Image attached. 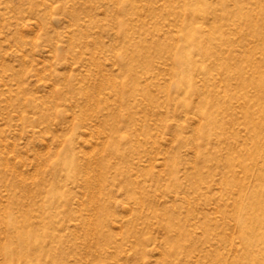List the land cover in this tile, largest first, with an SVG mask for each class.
<instances>
[{
	"label": "rangeland",
	"instance_id": "rangeland-1",
	"mask_svg": "<svg viewBox=\"0 0 264 264\" xmlns=\"http://www.w3.org/2000/svg\"><path fill=\"white\" fill-rule=\"evenodd\" d=\"M261 69L264 0H0V264H264L222 182L254 183Z\"/></svg>",
	"mask_w": 264,
	"mask_h": 264
},
{
	"label": "bare ground",
	"instance_id": "bare-ground-1",
	"mask_svg": "<svg viewBox=\"0 0 264 264\" xmlns=\"http://www.w3.org/2000/svg\"><path fill=\"white\" fill-rule=\"evenodd\" d=\"M182 1L184 3H188L189 5H193L195 11H201L202 4L204 5L207 0ZM200 33L201 29L199 25L196 24L190 27L182 26L180 29H178V33L176 34V36L185 39V42L187 41L189 46L196 48L198 46L200 47L201 44L195 42L194 38ZM180 51L181 50H178V53H180ZM117 56L119 58L121 57L120 54H117ZM176 65H179V62H176ZM262 70L264 69H261L260 71ZM185 77L186 76L184 75L181 77L179 76L177 78L176 84L180 85L181 87L187 88V91L198 90L199 85H196L192 80H190V78ZM245 81H248L251 87L254 88L257 85L260 87L264 86L259 80H248V78L246 77L241 79V83ZM245 96L246 95H244V97ZM255 97L256 99H264V91H261L260 94L259 91H257L252 95V98L255 99ZM213 104V101L205 100V102H202V104L198 105L197 107V114L205 120L204 125L206 126H209L210 124L221 123L222 121H224L223 118L220 119L219 115L214 113L215 111L212 109ZM244 108L245 109L243 110V113L245 112V115L249 117L248 120H245L244 125L245 128L250 132L251 136L249 137V139L256 151H247L246 157L249 159V161L247 163H244L243 165L240 164L239 172H241L244 176H252L254 178V183L253 185L248 186L247 184H245L244 178L235 177L236 174L234 172L231 178L224 179V181L222 182H224L225 184L234 185L237 188L236 190L238 192V197L235 199V206L237 210L235 224L239 230L237 238L243 245H245L240 252L241 255L239 256V259L246 257H249L250 259H257V255L264 254V148L261 147V143L259 140L260 136L257 129L260 126V122L254 121L255 118L253 114L255 113L249 111V105L245 104ZM257 109L258 116L264 117V106L257 107ZM199 131L203 133V126L200 127ZM209 131L210 130L208 128L207 132ZM257 159L260 160V163H258ZM255 160H257V163ZM228 164L229 166L235 165L234 160L230 161ZM6 223L11 224L8 219L6 220ZM8 224L7 227H10V225L8 226ZM16 233L14 232V234ZM20 234L19 236H22V234ZM25 236L26 235H24V237ZM19 241L20 240H18V243H21V241ZM2 249L3 252L13 258L15 257V254L18 255V253H20V251H12V249H10L8 246H4Z\"/></svg>",
	"mask_w": 264,
	"mask_h": 264
}]
</instances>
